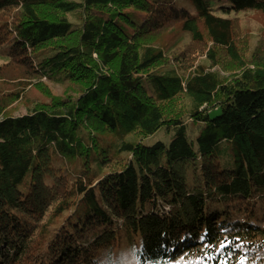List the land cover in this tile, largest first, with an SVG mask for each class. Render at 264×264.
<instances>
[{
  "label": "trees",
  "instance_id": "trees-1",
  "mask_svg": "<svg viewBox=\"0 0 264 264\" xmlns=\"http://www.w3.org/2000/svg\"><path fill=\"white\" fill-rule=\"evenodd\" d=\"M123 261L264 264V0H0V264Z\"/></svg>",
  "mask_w": 264,
  "mask_h": 264
},
{
  "label": "rangeland",
  "instance_id": "rangeland-1",
  "mask_svg": "<svg viewBox=\"0 0 264 264\" xmlns=\"http://www.w3.org/2000/svg\"><path fill=\"white\" fill-rule=\"evenodd\" d=\"M237 29L241 37L243 38L244 43L246 44V48L248 53L250 54L253 49L257 46L259 37H258V28L260 24L258 20L254 16H250L248 14H237ZM205 58L200 59L204 60ZM25 109H21L19 114L25 113ZM165 128L160 129L154 135H151L147 139L143 141L145 145H152L158 138V136L163 137V139L169 143L170 135H165ZM63 172V171H62ZM124 262V261H123ZM123 264H126L125 262Z\"/></svg>",
  "mask_w": 264,
  "mask_h": 264
}]
</instances>
